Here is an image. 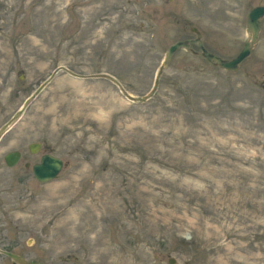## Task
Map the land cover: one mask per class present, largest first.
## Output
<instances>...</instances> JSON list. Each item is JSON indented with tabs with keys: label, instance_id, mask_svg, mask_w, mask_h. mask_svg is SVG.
<instances>
[{
	"label": "rangeland",
	"instance_id": "rangeland-1",
	"mask_svg": "<svg viewBox=\"0 0 264 264\" xmlns=\"http://www.w3.org/2000/svg\"><path fill=\"white\" fill-rule=\"evenodd\" d=\"M257 5L0 0V127L64 66L0 139V249L44 264H264V17L236 71L178 49L143 103L66 71L142 96L191 27L233 58ZM44 152L63 167L39 182Z\"/></svg>",
	"mask_w": 264,
	"mask_h": 264
},
{
	"label": "water",
	"instance_id": "water-1",
	"mask_svg": "<svg viewBox=\"0 0 264 264\" xmlns=\"http://www.w3.org/2000/svg\"><path fill=\"white\" fill-rule=\"evenodd\" d=\"M264 16V5H259L253 7L246 15V34L247 39L244 41L243 46L239 53L233 57L232 59H225L222 58L210 51H208L202 44L201 40V33L196 27H191L190 30L195 33V37L192 39H185V40H177L173 42L166 50V53L155 73L154 80L152 87L150 90L142 95V96H136L130 94L127 90L124 89V87L121 85L119 80L115 78L114 76L105 73H94L90 75H78L72 71L67 70V72L75 77L85 78V77H96V78H105L110 80L113 84H115L122 95L126 97L129 101L135 102V103H143L147 101L149 98H151L154 93L157 90L160 76L162 74L163 69L168 64L169 60L171 59L173 53L178 49H188L190 47V44H195L196 47L199 49V52H197L205 61L208 63L220 67L222 69H225L227 71H236L238 69L239 64L249 56L251 47L254 45V43L257 40L258 32L260 29V18ZM63 67H57L52 74L43 81L23 102V104L20 106V108L14 113V115L0 127V138L2 135L7 132L21 117L26 107L35 99V97L38 95V93L45 87V85L53 78V76ZM39 148L38 143H31L28 146V149L31 153L37 152ZM20 158V152L17 150L9 151L7 152L3 159L7 166L11 167L15 165ZM63 167V162L60 158L53 156L51 154H43L40 158V162L37 164H34L32 167L34 177L40 181V182H46L54 177L60 172V170ZM3 254L10 257L16 264H44L41 262L36 261H27L24 257L21 255L9 252V251H1ZM173 260H169V264H172Z\"/></svg>",
	"mask_w": 264,
	"mask_h": 264
},
{
	"label": "bare ground",
	"instance_id": "bare-ground-1",
	"mask_svg": "<svg viewBox=\"0 0 264 264\" xmlns=\"http://www.w3.org/2000/svg\"><path fill=\"white\" fill-rule=\"evenodd\" d=\"M262 190H264V189H262Z\"/></svg>",
	"mask_w": 264,
	"mask_h": 264
}]
</instances>
